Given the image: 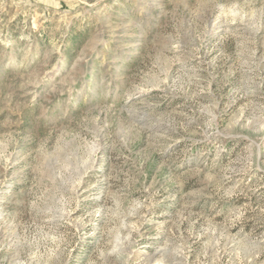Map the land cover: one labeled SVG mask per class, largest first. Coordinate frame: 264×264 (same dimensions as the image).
<instances>
[{
	"label": "rangeland",
	"instance_id": "1",
	"mask_svg": "<svg viewBox=\"0 0 264 264\" xmlns=\"http://www.w3.org/2000/svg\"><path fill=\"white\" fill-rule=\"evenodd\" d=\"M0 264H264V0H0Z\"/></svg>",
	"mask_w": 264,
	"mask_h": 264
}]
</instances>
